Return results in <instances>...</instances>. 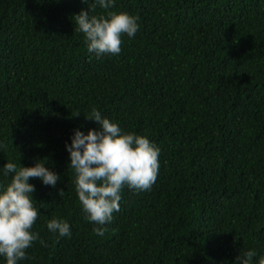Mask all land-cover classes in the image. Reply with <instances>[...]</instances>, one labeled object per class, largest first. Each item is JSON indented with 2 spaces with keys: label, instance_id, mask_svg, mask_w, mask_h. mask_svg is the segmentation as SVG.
<instances>
[{
  "label": "trees",
  "instance_id": "16d2710c",
  "mask_svg": "<svg viewBox=\"0 0 264 264\" xmlns=\"http://www.w3.org/2000/svg\"><path fill=\"white\" fill-rule=\"evenodd\" d=\"M81 8L0 0V164L41 157L59 174L54 186L29 177L46 243L19 264H232L239 250L264 252V0H115L139 28L99 57L75 30ZM93 107L160 147L154 183L121 189L103 235L64 146L97 126ZM52 215L69 236L48 231Z\"/></svg>",
  "mask_w": 264,
  "mask_h": 264
},
{
  "label": "clouds",
  "instance_id": "9594fccd",
  "mask_svg": "<svg viewBox=\"0 0 264 264\" xmlns=\"http://www.w3.org/2000/svg\"><path fill=\"white\" fill-rule=\"evenodd\" d=\"M83 2L87 9L81 8L74 19L75 30L83 34L86 50L98 57L118 54L122 35L134 36L139 18L128 11L113 10L115 0ZM97 5L105 11L94 13ZM86 117L94 120L97 126L87 131L74 128L70 142L65 141L64 146L69 156L68 166L74 172V189L81 210L86 219L94 222L93 231L103 235L106 222L119 210L121 189L127 186L140 191L154 183L160 147L145 134L123 129L95 107ZM3 147L4 141L0 140V148ZM0 176L4 178L0 181V264H19L32 242L40 240L32 227L39 210L34 204V185L29 177L54 186L59 174L40 157L34 158L30 165L6 159L0 164ZM45 226L56 239L71 234L70 224L63 217L52 215ZM232 264H264V252L257 254L252 247L239 250Z\"/></svg>",
  "mask_w": 264,
  "mask_h": 264
}]
</instances>
